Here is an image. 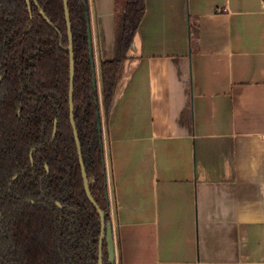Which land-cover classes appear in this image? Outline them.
Wrapping results in <instances>:
<instances>
[{
	"label": "crops",
	"instance_id": "0c3cea01",
	"mask_svg": "<svg viewBox=\"0 0 264 264\" xmlns=\"http://www.w3.org/2000/svg\"><path fill=\"white\" fill-rule=\"evenodd\" d=\"M89 4L101 93L118 10ZM101 118L115 264H264V0H146Z\"/></svg>",
	"mask_w": 264,
	"mask_h": 264
},
{
	"label": "trees",
	"instance_id": "16d2710c",
	"mask_svg": "<svg viewBox=\"0 0 264 264\" xmlns=\"http://www.w3.org/2000/svg\"><path fill=\"white\" fill-rule=\"evenodd\" d=\"M68 3L75 122L92 195L111 221L98 114L111 113L146 0H116V57L100 64L101 93L93 86L89 0ZM69 45L64 0H0V264H99L101 217L85 190L71 122ZM104 264H112L106 244Z\"/></svg>",
	"mask_w": 264,
	"mask_h": 264
},
{
	"label": "water",
	"instance_id": "95a60500",
	"mask_svg": "<svg viewBox=\"0 0 264 264\" xmlns=\"http://www.w3.org/2000/svg\"><path fill=\"white\" fill-rule=\"evenodd\" d=\"M27 3L30 4V0H27ZM65 3V11H66V20L68 24V34H69V50H70V79H71V86H70V113H71V122L74 129V135L79 151L80 162L82 165V173L84 178L85 190L89 200L98 210L99 215L101 217V224H102V232L99 244V264H104V249L105 244L107 245L108 254H109V262L115 264L116 262V241L114 235V227L112 221H107L108 212L103 211L100 206L97 204L96 200L94 199L91 188H90V180L86 171V167L83 160V153H82V146L80 143L79 133L77 130L76 122H75V54H74V41H73V32H72V25H71V16L69 11V3L68 0H64ZM44 18L49 22V18L45 15V13L41 12ZM88 38H89V48H90V58L92 61L93 69L95 71V78L93 82L94 89L98 91L99 89V81H98V73L96 67V61L94 57V45H93V35H92V25L90 19V13L88 14ZM98 119L100 121L98 130L100 134H103V126H102V118L101 114H98ZM57 128H55L54 137H56ZM35 151H32L31 157H33ZM108 201H109V194H108ZM110 203V201H109Z\"/></svg>",
	"mask_w": 264,
	"mask_h": 264
},
{
	"label": "rangeland",
	"instance_id": "374dc122",
	"mask_svg": "<svg viewBox=\"0 0 264 264\" xmlns=\"http://www.w3.org/2000/svg\"><path fill=\"white\" fill-rule=\"evenodd\" d=\"M123 2V0H118V6H121V3ZM122 9V8H120Z\"/></svg>",
	"mask_w": 264,
	"mask_h": 264
}]
</instances>
